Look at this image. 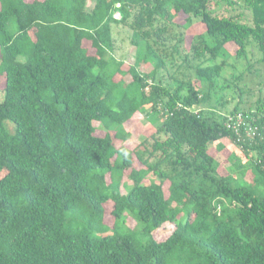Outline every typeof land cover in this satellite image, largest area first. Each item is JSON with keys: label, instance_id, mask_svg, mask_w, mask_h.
<instances>
[{"label": "trees", "instance_id": "trees-1", "mask_svg": "<svg viewBox=\"0 0 264 264\" xmlns=\"http://www.w3.org/2000/svg\"><path fill=\"white\" fill-rule=\"evenodd\" d=\"M213 1L0 0V264H264V0Z\"/></svg>", "mask_w": 264, "mask_h": 264}, {"label": "rangeland", "instance_id": "rangeland-1", "mask_svg": "<svg viewBox=\"0 0 264 264\" xmlns=\"http://www.w3.org/2000/svg\"><path fill=\"white\" fill-rule=\"evenodd\" d=\"M26 1H31V0H26ZM214 3H218V6L216 7L217 11L221 14L225 15H231V16H241V20L246 23H250V12L245 8L243 5L242 1H236L237 3L233 5L232 7L225 6L221 0H214ZM226 10V11H225ZM14 27V24H11ZM129 30L122 27V26H114L112 29V35L114 39V58L120 61H123L124 64L129 65L131 63L132 59V50L129 45ZM258 53H254V56L252 60L254 61L258 57ZM251 61V62H253ZM255 71L253 75H251V78H246V84H248V87L250 89H255L256 84L259 81H263L264 77L261 73V70H259V66L256 65ZM125 80H128L127 77H125ZM2 81L0 79V102L3 99V92L1 89ZM226 109H231L233 105H235L237 98L235 95V92L233 88H231L229 91L226 93ZM9 125V128L12 129V125L10 123H6ZM126 130H128L131 133V138H133L132 142L137 141V139H141L144 136L148 135L147 133L149 129V124L146 122L144 118V112L142 114H137V116L131 121L126 124ZM132 144V143H131ZM223 167L225 169H228L229 163L225 162L223 164ZM241 183L243 185H246L250 181V176L246 175L243 179H240ZM130 227H135V222L130 218L126 217L125 220ZM173 230V224L171 223H166L163 226H161L158 230L154 231L152 233L153 238L156 241H161L165 239V237Z\"/></svg>", "mask_w": 264, "mask_h": 264}, {"label": "built area", "instance_id": "built-area-1", "mask_svg": "<svg viewBox=\"0 0 264 264\" xmlns=\"http://www.w3.org/2000/svg\"><path fill=\"white\" fill-rule=\"evenodd\" d=\"M227 128L234 129L236 135L241 137V133H244L245 137H248L251 141H255L254 138H257L259 136L260 140L264 141V135H261L258 133L259 131L255 127H251L247 122L246 118H243L240 114H237L235 117H229L228 121L226 122Z\"/></svg>", "mask_w": 264, "mask_h": 264}]
</instances>
